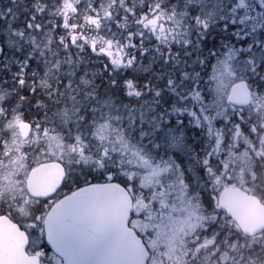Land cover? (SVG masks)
I'll use <instances>...</instances> for the list:
<instances>
[{
	"label": "rangeland",
	"instance_id": "rangeland-1",
	"mask_svg": "<svg viewBox=\"0 0 264 264\" xmlns=\"http://www.w3.org/2000/svg\"><path fill=\"white\" fill-rule=\"evenodd\" d=\"M121 1L126 3L128 0ZM254 1L264 19V0ZM65 2L61 3L59 11ZM87 2L83 17L87 23L98 24L100 32L97 31V35L101 40L114 42V51L130 52V33L126 34L130 25L128 15H118L115 8L120 0H103L102 19L89 13L95 5L92 0ZM181 2L185 4V0ZM205 2L211 4V9L205 10L202 6ZM20 3L16 2L15 10L22 8ZM250 4L251 0H200L194 6L200 13L199 18L185 23L181 33L177 34L180 35V39L177 38L179 49L189 48L188 54L196 51L192 48L196 42L191 37V29L206 31L229 23L245 26L243 17H247V13L243 12ZM174 9H167L170 28L180 25L175 17H184L188 8ZM55 15V11L48 12L49 19ZM37 25L38 29L36 26L29 28L31 34V30L22 27L7 31V64L14 62L16 65V74L11 78L17 84L27 83L34 93L19 97L11 94L16 90L10 81L5 80L0 85V136L7 145L0 149V203L16 209L22 214L20 216H35L36 208L27 205L25 195L28 172L36 164L60 161L77 182L86 179L79 185L119 180L134 190L138 205L135 225L148 239L154 253L152 264H264L259 256L252 255L255 246L264 252V235L242 240L226 225L229 220L221 214L217 203L219 191L227 186H239L253 194L263 190L257 177H264V81L261 80L264 68L254 77L251 73L245 74L244 69L252 66V60L259 63L264 57V27L247 31L241 40L238 37L233 43L221 37L219 40L214 38L213 52L203 54L199 60H195L199 51L194 55L196 58L190 60L180 58L177 61L178 55L174 56L179 72H176L177 80L170 82L168 96L163 101L161 98L142 99L140 91L133 92L132 99H128L122 110L112 113L102 107L105 117L92 126L93 131L84 129L83 134L76 135L70 144L62 132H56V127L39 121V115L38 121L45 127L39 129L36 121L35 129L30 131L28 125L22 124L30 115L26 110L34 107L35 111L37 108L54 109L56 90L53 85L60 80L57 73L62 65L70 62L68 58L57 60L55 50H50V46L57 45V36L46 33L48 28ZM67 36L73 39L72 35ZM94 36H81L84 42L79 44V49L90 45ZM203 38L208 43L207 36ZM255 38L258 44L254 43ZM243 41L246 45L242 50ZM247 44L257 46L248 51ZM63 45L61 40L59 46L67 54ZM90 48L93 54L100 55V50ZM135 52L142 51L135 49ZM130 58L124 59L128 68L132 66ZM245 58H249V62L242 64ZM41 61L48 64L43 76L38 74ZM241 80H249L253 94H256L253 105L247 110L230 104V93ZM196 82L200 87L193 93L191 87ZM186 95L188 100L184 98ZM78 106L80 112L85 105ZM217 110L222 116L231 114L235 122L228 126L233 134L220 126ZM93 111H101V108ZM67 113V109L59 111L60 128L66 129L71 121ZM249 122L254 124L249 125ZM253 130L256 139L251 138ZM37 155L38 161L32 163ZM209 158L212 160L210 165ZM8 210L18 214L11 208ZM212 224L215 226H210ZM207 231H211L210 236Z\"/></svg>",
	"mask_w": 264,
	"mask_h": 264
},
{
	"label": "water",
	"instance_id": "water-1",
	"mask_svg": "<svg viewBox=\"0 0 264 264\" xmlns=\"http://www.w3.org/2000/svg\"><path fill=\"white\" fill-rule=\"evenodd\" d=\"M3 52L0 46V56ZM246 81L231 92V102L250 104ZM65 178L59 163L43 164L31 172L28 191L47 196ZM218 204L248 237L264 232V204L240 187H226ZM133 205L128 191L117 183L84 187L58 203L45 227L50 248L66 264H148L150 253L143 240L129 227ZM26 236L7 218H0V264H39L26 253Z\"/></svg>",
	"mask_w": 264,
	"mask_h": 264
},
{
	"label": "flooded vegetation",
	"instance_id": "flooded-vegetation-1",
	"mask_svg": "<svg viewBox=\"0 0 264 264\" xmlns=\"http://www.w3.org/2000/svg\"><path fill=\"white\" fill-rule=\"evenodd\" d=\"M47 1H48L47 10L48 12L55 11L56 19L59 23L58 26L61 29V31L72 33L74 38H81V36L84 35L87 25V22L84 19L83 15L86 5H88L87 2L88 0H66L67 2H65V4L63 3V7L61 8L60 11L59 9L61 3L64 2V0H47ZM199 1L200 0H185V4L183 5L181 0H135V1L128 0L126 3L120 0V2L116 3L115 8L118 14L121 12L122 15L124 14L128 15L130 21V25L128 26L131 27L128 29L132 30V32L130 33V41L128 45L132 48V50L130 52H124L123 50L114 51V46H115L114 42L111 41L105 42L101 40L102 39L101 36L97 35V31H99L100 27L96 23H95L96 37H94V41H93V43H95L96 45H94L93 48L94 50L97 49L100 50V56L108 59L110 63L116 64L124 68L125 70L127 68L126 67L127 64L124 63V59L126 56H131V58L129 59V61H131L129 62L130 65L137 63L138 56L137 53H135L134 49L145 50L144 56L153 57L152 58L153 60L154 59L156 60V56H158L157 61L161 65L164 64L163 67H165V50L167 49L168 39L169 41L171 39L176 40V44L174 46L176 50L173 52V57L178 55L177 61L180 60V58L182 59L181 57L182 52H180V49L177 45V38L179 40L180 35L177 34L181 33L182 31L181 27H183L185 23L190 24V22L193 21L190 13L196 11L194 9V6ZM16 2L20 3L22 2V0H12V3L15 5ZM92 2H94L95 5L94 9L96 16L102 19L101 17H102L103 0H92ZM251 2L252 4L248 6L249 8L243 12V14L247 13V17H243L246 19V25L243 27H240L238 25H231L229 23L227 30H225L224 27H210L206 31H196L194 29L189 30L191 37L196 42V45L193 44L192 48L199 49V46L200 48H204L206 46V42H204L205 39L203 37H205L206 34L208 33L209 35L207 36V41L208 43H212L215 37L213 35L214 31L221 32L223 36L226 37V39L229 41V43H233V41H236L235 39H237L238 37L240 39L242 35H244L249 30H254L255 27L262 29L264 27L263 13L258 8V5L255 3L254 0H251ZM21 6L22 8L20 10H15L16 6L15 7L8 6L7 0H0V32H7L12 29H20L21 27L23 29L31 30L36 26V29H38V25H37L38 21L31 14V12L27 13L29 8L26 7L31 6L32 8H34L33 12L36 14L37 10L40 8V6H42V4H40V2L35 0L32 2V5H30L29 2H22ZM168 7L175 8L174 9L175 11L176 10L182 11V7L188 8L184 12L185 13L184 17H180V18H178L179 16L175 17V20L180 21V25H178L177 28L176 27L170 28L171 26L167 25ZM61 11H63L64 16L62 13L60 17L59 15ZM12 15H14V17ZM234 17L236 19L238 18V16H234ZM31 33L32 30L29 31V34ZM184 36L185 35H183V38ZM254 43L258 44L259 43L258 39L255 38ZM109 44H112L111 47H109ZM241 45L245 46L246 45L245 41H243ZM169 47L172 48L171 45ZM151 51H154L155 54L150 53ZM7 53H8V49L6 48V52L1 60L2 62H6ZM148 53L149 55H147ZM199 57L200 56L198 55L197 58ZM172 78L173 80H177L176 73L173 75ZM23 79L25 81V78ZM22 85L28 86L27 83H24ZM29 93H34V92L30 91ZM182 93L185 92L182 91ZM11 94L17 95L19 97H28L25 94L22 95L16 92ZM184 98L188 100L189 96L186 95ZM255 99H256V94L254 93L253 101ZM24 109H27V107H24ZM29 111H31L30 115L26 116V118H28L29 121L27 120L22 124L28 125L30 131L32 129H35L36 125L34 122L36 121L38 122L37 125H39V129L45 127L44 125L39 123L38 116L35 111V107L31 108L30 110H26V112ZM5 143L6 142L4 138H1L0 136V149L2 148V146L5 147L7 146ZM38 157L39 155H37V157L35 156L34 159L32 160V163L38 161ZM38 165L39 164H36L35 167ZM31 170L28 172L29 174ZM66 171H67V177L64 181L62 188L53 197L47 199L32 197L28 193L25 183V195L27 197L26 201L28 200L27 205L28 206L32 205V207L34 206V208H36L35 211L37 213L35 214V216H31V217L20 216L22 214L19 213L16 209L6 204L0 203V217H7L22 228V230L26 233L28 237L27 252L31 256L38 257L40 260V264H50V263H54L55 261L64 264L62 260L50 250L47 244L46 234L44 230V222L48 212L56 203H58L60 200L64 199L69 194L73 193L74 191L86 185V184L79 185V182L77 183L76 178H73V176H71L67 168ZM84 176L86 177V175ZM129 191L134 203V213L130 222V227L136 230V232L144 239L145 243L151 250L150 244L145 234H143V232L139 230L135 225L137 220L136 210L138 205L136 202V194L134 190L129 187ZM9 208L13 209L18 214L10 212L8 210Z\"/></svg>",
	"mask_w": 264,
	"mask_h": 264
},
{
	"label": "trees",
	"instance_id": "trees-1",
	"mask_svg": "<svg viewBox=\"0 0 264 264\" xmlns=\"http://www.w3.org/2000/svg\"><path fill=\"white\" fill-rule=\"evenodd\" d=\"M22 1L29 2L30 5H32V2L35 0ZM37 1L40 2L42 6H40V8L37 10L36 14L33 12L34 8H32L31 6L26 7L29 8L27 13L31 12L40 26H42L44 29H49V31H46V33H49L54 37L57 36V45L50 46V50H55V56L58 55L57 60L63 61L64 58H68L70 62L68 64L65 63L64 66L62 65V68L57 73L60 76V80H57L53 85V90H56L54 91V100L56 106L52 110H50L49 107H47L48 110L46 108H38L39 110H37L36 113L37 116L39 115L40 117L39 121L44 122L46 126L56 127V132H62V134L66 137L65 139L68 140L70 144L73 143L74 138L77 137L76 135L83 134L82 131H84V129L92 130V126L96 125L102 118L105 117L102 107L104 109H107L109 112L111 111L112 113L113 110H122L124 105H126L125 103L128 102V99H132L131 97H133L134 95L132 93L136 91H140L139 94L142 99H147L146 97L152 98L154 100L161 98L163 101L165 97L168 96L167 92L170 90L169 86L170 82L172 81V77L176 72H179L177 68L178 63L173 58V52L176 50L174 48L176 44L175 39H171L170 41L168 39L167 49L165 50V67H163L164 64L161 65L157 61L158 56H156V60H153V57L144 56L145 50L140 49L142 51L141 53L135 52L138 56L137 63L133 64L130 68L127 67L125 70L124 68L116 64L110 63L109 60L105 57H101L99 55L96 56L95 54H93L91 52L90 45L84 46L86 48L82 50L79 49V44H82L81 39H71L69 38V36H67L70 34L61 31L58 26L59 23L56 19V15L52 16L51 19L48 18V1ZM7 3L8 6H16L12 3V0H7ZM91 3L94 4V2ZM91 9L92 10L89 11V13L93 12L95 15L94 7H91ZM42 10L46 12L43 13ZM120 14L122 13L120 12L118 15ZM128 28L131 27L128 26ZM117 30L118 32H121L119 28H117ZM9 32H0L1 44L6 43ZM131 32L132 30H127L126 34ZM84 34L88 37L90 35H96L95 26L87 23ZM208 35L209 33L206 34V36ZM213 35L215 36L214 38H217V40H219V37L226 39V37H224L223 34L218 31H214ZM63 36L65 38L61 39ZM61 40L64 41L63 47L67 48V51H65L67 54L63 53V51L61 50V46H59ZM170 45L172 46V48L169 47ZM128 47L130 46L128 45ZM213 47V43H206V46L204 48L196 49V51L190 54H188L189 48H181V57L183 61L190 60L192 58H196L194 55L199 51V56L201 58V56L203 54H206L208 51L213 52ZM131 50L132 49H130V51ZM150 53L155 54L154 51H151ZM20 55L18 58H20ZM147 55H149V53ZM49 60L50 57L48 58L47 62ZM195 60L199 59L197 58ZM29 62L32 63V60ZM47 62L41 61L38 64L41 68L40 72L38 73L40 76H43L45 74V71L48 69ZM15 74L16 65L14 62H9V64H7V60L6 62H2V64L0 65V85L5 83L3 81L8 80L10 81L13 90H16V93H25V95L29 97V92L31 91L30 87L24 86L21 83L17 84L18 82H16L14 78H11ZM113 82H115L114 87ZM129 82H131L132 87H128ZM68 93H72L73 96H70ZM73 93L77 94L74 95ZM205 96H208V94H206ZM80 104L85 106L80 112H78V109H80L78 108V105ZM44 105L48 104L44 103ZM95 108H97V110H100L101 108V111H93L95 110ZM61 109H67V114L71 117V121L67 123L68 126L65 127L66 129L60 128L61 126L59 125V121L57 119V116ZM156 111H162L163 113V110L161 109H157ZM114 113H117V111H115ZM217 113V119L219 118L220 126L225 128L229 134H233V131L230 130V127L228 126L231 124V122H235L232 117H230L231 114L222 116L218 110ZM28 114L30 113L28 112ZM238 121L241 122L240 119ZM252 124L254 123L249 122V125ZM254 131L255 130H253L251 138L256 139ZM67 149H69V146ZM84 180L86 179H80L78 182L80 183ZM118 182L121 183L119 180ZM257 182L262 186L263 190L260 191V194L256 195L262 197L261 195H263L262 193H264V177L260 178V176H258ZM221 214L226 216L224 212H221ZM226 225L229 227V229L232 228V230L235 231L236 235L239 236L242 240L244 238L250 239L245 237L239 230H237L230 220ZM210 226H215V224H212ZM210 234L211 231H207V235L210 236ZM259 248V246H255V253H252V255L253 257L259 256L261 261L264 262V252L262 249L259 250Z\"/></svg>",
	"mask_w": 264,
	"mask_h": 264
},
{
	"label": "snow or ice",
	"instance_id": "snow-or-ice-1",
	"mask_svg": "<svg viewBox=\"0 0 264 264\" xmlns=\"http://www.w3.org/2000/svg\"><path fill=\"white\" fill-rule=\"evenodd\" d=\"M202 6L205 8L206 11L209 10V9H211V4L210 3L205 2V3H203ZM190 14H191L193 20L198 19L199 18V15H200L199 11H194V12H191ZM233 23H235V21H233ZM223 27H224L225 30H227L228 25L227 24H224ZM244 39H247V37H244ZM256 46L257 45H248L247 46L248 51H251V49L253 47H256ZM243 48H244V45H241V49L242 50H243ZM248 62H249V58H245V60L242 62V64H247ZM251 65H252L251 67H246L244 69L245 74L251 73V76L252 77H254L256 75H259L260 69L261 68H264V57L261 58V60H260L259 63H257L256 61L252 60L251 61ZM201 67H203V66H201ZM261 80L264 81V76L261 77ZM114 86H115V82H113V87ZM128 87H132L131 82H129ZM193 87H196L197 89H199L200 85L194 83L193 84ZM169 123H171V121H169ZM208 163H209V165L212 163L211 158H209Z\"/></svg>",
	"mask_w": 264,
	"mask_h": 264
}]
</instances>
